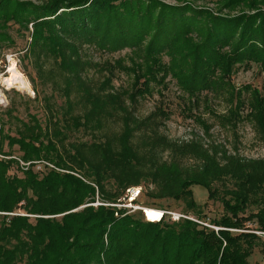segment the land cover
I'll list each match as a JSON object with an SVG mask.
<instances>
[{
  "label": "trees",
  "instance_id": "obj_1",
  "mask_svg": "<svg viewBox=\"0 0 264 264\" xmlns=\"http://www.w3.org/2000/svg\"><path fill=\"white\" fill-rule=\"evenodd\" d=\"M9 18L32 23L35 47L59 58L68 76L54 87L60 95H44V122L30 114L14 135L0 127V264H249L257 232L264 233V158L242 157L198 134L183 143L157 134L154 114L140 119L124 90H108L112 67L101 71L102 80L84 76L81 45L115 52L150 36L148 52L171 54L193 106L203 90L226 89L237 99L226 120L250 117L264 139V99L255 91L243 116L245 100L231 80L237 66L264 68V10L228 17L141 0H0V27ZM148 77L156 78L151 70ZM78 87L82 93H74ZM109 121L121 130L107 134ZM80 131L92 139H70ZM15 165L21 174L11 172ZM144 183L154 185L152 197L185 201L182 214L208 223L194 196L195 185L204 187L224 206V215L208 218L219 229L168 220L165 205L138 204L136 197L135 204L166 210L163 217L114 205Z\"/></svg>",
  "mask_w": 264,
  "mask_h": 264
},
{
  "label": "rangeland",
  "instance_id": "obj_2",
  "mask_svg": "<svg viewBox=\"0 0 264 264\" xmlns=\"http://www.w3.org/2000/svg\"><path fill=\"white\" fill-rule=\"evenodd\" d=\"M17 1L41 5L50 0ZM141 1L192 6L198 10L228 17L253 14L264 10V0ZM33 33L32 23L14 18H9L0 27V127L4 129L5 133L12 135L16 133L19 120L27 121L30 114H35L42 122L45 121L44 95H55V93L60 95L54 87L63 86L68 76L65 64L59 62V58L53 54H46L40 48L35 47V42L32 39ZM191 34L190 36L195 42L201 39L197 30ZM149 40L150 36L137 47L138 49L126 47L115 52H106L90 44L81 45L84 76L88 77L87 79L102 80L107 76V72H104L103 76L101 71H105V68H109V66L112 67L115 70L112 80L114 88L108 90L120 92L124 90L125 100L129 103L131 101L129 108L133 115L142 119L154 114L153 118L157 122L154 125L156 133L164 135L172 141L183 143L194 137V134H198L206 142L217 143L231 152L239 153L242 157L264 158L263 135L257 130L256 121L245 116L250 111V100H253L255 91H258L260 97L264 99V68L256 62H251L245 66H237L236 70L232 72L231 80L235 84L236 90L240 92L238 98L245 100V106H242L243 109H241L245 118L239 117L234 123V120H226L225 117L229 116L230 109L235 107L236 98H231L226 89L218 92L203 90L199 93V101L193 106L190 103V92L180 84V79L175 74L174 60L171 54L169 52L153 54L148 52L146 47ZM150 70L156 78L148 77ZM74 91V93H82V88H75ZM131 95L136 97L134 101L130 99ZM36 96L37 98H35ZM61 97L59 99L58 96L59 101H62L63 97ZM8 109L12 111L10 118L6 114ZM197 117H201L207 123V127H210L208 133L205 132L203 124ZM105 128L107 134L113 135L119 132L122 127L120 122L109 121ZM72 138L89 140L92 139V135L80 131L70 139ZM4 147L6 150L9 149L7 142ZM15 154H19L17 150ZM168 154L169 152L165 151L163 157H167ZM186 162L193 163V160L187 159ZM43 164H38L36 168L40 169V166L44 168ZM11 172L21 174L16 165ZM138 187L141 190V193L136 197L138 204L165 205L169 209L167 211L168 220L175 221L186 217L213 227L216 231L219 229V227L209 224L208 218H219L224 215V206L220 200L208 198V192L204 187L195 185L194 196L197 203L200 204L202 215L205 218L202 220L208 223L196 219L197 216L193 214H189L190 216L182 214V210L187 207L185 201L152 197L150 194L155 192L153 184L144 183ZM134 200L135 197L130 196L127 190V197L123 199V203L114 205L124 206L127 213H133L139 211L138 207H142L135 204ZM143 208L145 214L141 211L144 217L151 220L163 217V212L166 211L157 207L144 206ZM173 211L180 215L179 218L172 215ZM253 225L250 221L246 222V226L249 228H253ZM232 231L239 232L241 230L232 229ZM257 235L259 237L255 240L256 244L249 257V264L264 262V233L257 232Z\"/></svg>",
  "mask_w": 264,
  "mask_h": 264
},
{
  "label": "built area",
  "instance_id": "obj_3",
  "mask_svg": "<svg viewBox=\"0 0 264 264\" xmlns=\"http://www.w3.org/2000/svg\"><path fill=\"white\" fill-rule=\"evenodd\" d=\"M0 157H1V154H0ZM23 164H25V163H23ZM50 166H52V165H50ZM39 168H41V166ZM128 193L132 197H137L139 195V193H140V188L139 187H131L130 189H128ZM172 215L176 216L177 218H179V216H180L179 214H176L174 212L172 213Z\"/></svg>",
  "mask_w": 264,
  "mask_h": 264
},
{
  "label": "water",
  "instance_id": "obj_4",
  "mask_svg": "<svg viewBox=\"0 0 264 264\" xmlns=\"http://www.w3.org/2000/svg\"><path fill=\"white\" fill-rule=\"evenodd\" d=\"M139 209H141L143 212H145V209L143 207H138Z\"/></svg>",
  "mask_w": 264,
  "mask_h": 264
},
{
  "label": "bare ground",
  "instance_id": "obj_5",
  "mask_svg": "<svg viewBox=\"0 0 264 264\" xmlns=\"http://www.w3.org/2000/svg\"><path fill=\"white\" fill-rule=\"evenodd\" d=\"M144 214H145V212H144ZM163 214H164V212H163ZM162 217V216H161ZM159 220V219H158Z\"/></svg>",
  "mask_w": 264,
  "mask_h": 264
}]
</instances>
